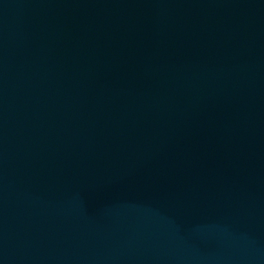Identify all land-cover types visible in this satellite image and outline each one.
I'll return each instance as SVG.
<instances>
[{
	"label": "water",
	"instance_id": "obj_1",
	"mask_svg": "<svg viewBox=\"0 0 264 264\" xmlns=\"http://www.w3.org/2000/svg\"><path fill=\"white\" fill-rule=\"evenodd\" d=\"M0 264H264V0H0Z\"/></svg>",
	"mask_w": 264,
	"mask_h": 264
}]
</instances>
